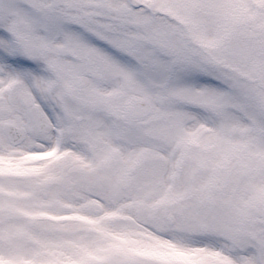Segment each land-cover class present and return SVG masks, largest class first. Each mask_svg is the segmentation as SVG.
Segmentation results:
<instances>
[{
  "label": "snow or ice",
  "instance_id": "snow-or-ice-1",
  "mask_svg": "<svg viewBox=\"0 0 264 264\" xmlns=\"http://www.w3.org/2000/svg\"><path fill=\"white\" fill-rule=\"evenodd\" d=\"M0 264H264V0H0Z\"/></svg>",
  "mask_w": 264,
  "mask_h": 264
}]
</instances>
